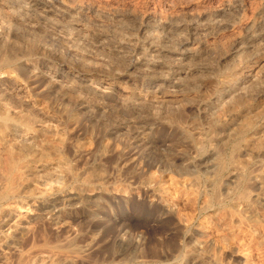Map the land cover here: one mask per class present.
<instances>
[{
    "label": "rangeland",
    "instance_id": "obj_1",
    "mask_svg": "<svg viewBox=\"0 0 264 264\" xmlns=\"http://www.w3.org/2000/svg\"><path fill=\"white\" fill-rule=\"evenodd\" d=\"M0 100V264H264V0H0Z\"/></svg>",
    "mask_w": 264,
    "mask_h": 264
},
{
    "label": "bare ground",
    "instance_id": "obj_2",
    "mask_svg": "<svg viewBox=\"0 0 264 264\" xmlns=\"http://www.w3.org/2000/svg\"><path fill=\"white\" fill-rule=\"evenodd\" d=\"M66 12V11H65ZM82 31V30H81ZM188 61V60H187ZM190 74H189V71L184 75V77L181 79L182 80V85H188V84H190V82H193L194 81V79L192 78V77H190L189 76ZM193 80V81H192ZM179 84H181V83H179ZM4 100V99H3ZM6 100V99H5ZM243 100V99H242ZM243 102V101H242ZM6 103V102H5ZM5 103H3L2 102V100H0V109H4L5 111H6V113L8 112L7 110H6V107H5ZM240 104V103H239ZM241 105H242V103H241ZM238 106H240V105H238ZM10 111V110H9ZM4 112V111H3ZM6 115V114H5ZM9 116H10V113H9ZM8 116V114H7V116H4L3 118H2V120L3 121H0L1 123H0V129H5L6 127H8V125L6 126V124L7 123H9V122H7V121H9L10 120V117ZM12 118V117H11ZM17 119H18V117H17ZM246 119V118H245ZM248 119V118H247ZM250 119V118H249ZM12 120V119H11ZM15 120H16V118H15ZM19 121H20V123H22V125L24 126H26L27 128L28 127H31L33 124H35V122H34V119L32 118V117H30V116H28V115H26V114H21L20 116H19V119H18ZM12 123V122H11ZM19 123V124H20ZM247 124H246V126L245 127H243V129H241V131L243 130V133L246 131H248L249 129H250V127H251V125H250V123L251 122H246ZM10 124V123H9ZM18 124V125H19ZM14 125V124H13ZM21 125V126H22ZM12 126V125H11ZM10 126V127H11ZM35 126V125H34ZM41 127V126H40ZM32 128V127H31ZM43 128V127H42ZM47 129H49L48 131H50V127H48ZM252 129V128H251ZM43 130H44V128H43ZM52 130V129H51ZM1 131H6V129L5 130H1ZM13 131V130H12ZM45 131H47V130H45ZM245 132V133H246ZM3 133V132H2ZM242 133V132H241ZM244 133V134H245ZM9 134V133H8ZM190 135V134H189ZM241 135V134H240ZM243 135V134H242ZM5 136H7L6 134H4L3 133V135H0V169L2 168V169H5V173H1L0 172V186L1 185H3L4 183H5V185L6 184H8L9 185V189L10 188H12L11 186H13L14 184H15V182H16V174H18V176H22L23 177V175H24V172H23V170H22V168H23V166H24V164H26V163H32V165H34L35 166V163L37 164V162L39 163L40 161H42L43 160V158L45 157V159H46V157H48L50 154H48V156L46 155V154H44V153H42L41 155H39V156H37V155H34V156H32L34 159H29V156H31L33 153H34V147H33V145H32V143H29V142H25V141H20V142H18V143H14V144H6L5 142H4V139H5ZM9 136V135H8ZM241 138H242V136H241ZM19 140V139H18ZM35 140V139H34ZM7 142V141H6ZM17 142V141H16ZM47 144V143H46ZM52 144V143H51ZM75 144H76V142H75ZM199 144V143H198ZM35 145V144H34ZM53 145V144H52ZM78 145V144H77ZM243 145V144H242ZM76 146V145H75ZM79 146V145H78ZM85 146V145H84ZM197 146V145H196ZM261 146V145H260ZM44 147V146H43ZM47 147V146H46ZM58 147V146H57ZM203 147V146H202ZM45 148V147H44ZM200 148V147H199ZM236 147L234 146V149H235ZM36 149V148H35ZM47 149V148H46ZM53 149L55 150V146L52 148V150H51V153H54L55 151H53ZM63 149V148H62ZM235 150H239L238 148H236ZM36 151V150H35ZM58 151V150H57ZM60 151V150H59ZM58 151V152H59ZM44 152V151H43ZM2 153H4L5 155H4V157L5 158H3L2 156H1V154ZM41 153V152H40ZM46 153V152H45ZM56 153V152H55ZM35 154V153H34ZM56 154H58V153H56ZM59 155H60V153H59ZM65 155V154H64ZM37 156V157H36ZM50 157V156H49ZM56 157V156H55ZM57 158V157H56ZM220 159H221V157H220ZM28 160H30V161H28ZM58 160V159H57ZM63 161V160H62ZM231 161V160H230ZM26 162V163H25ZM48 162V161H47ZM45 163V162H44ZM218 163V162H217ZM225 163V162H224ZM59 164V163H58ZM219 165H220V168H221V166H222V164L223 163H221V161L218 163ZM235 164V163H234ZM28 165H30V164H28ZM219 165H218V167H219ZM28 167V166H27ZM222 167H224V166H222ZM226 167V166H225ZM224 167V168H225ZM24 168H26V166L24 167ZM62 169V168H61ZM28 170H29V168H28ZM219 170H221V169H219ZM218 170V171H219ZM25 171V170H24ZM30 171V170H29ZM28 172V171H27ZM18 178V177H17ZM20 178V177H19ZM24 178V177H23ZM151 178V177H150ZM21 180V179H20ZM150 182V181H149ZM3 183V184H2ZM7 185V186H8ZM15 186V185H14ZM13 186V187H14ZM2 187V186H1ZM0 187V188H1ZM4 187H6V186H4ZM4 187H2L3 189H4ZM1 188V189H2ZM73 188V187H72ZM2 189V190H3ZM0 190V199H2V198H6L7 196H9L7 193V189L6 190ZM12 190V189H11ZM90 190V189H89ZM161 191V190H160ZM217 195V194H216ZM215 195V196H216ZM246 195V194H245ZM248 196V195H247ZM9 198V197H8ZM219 198V197H218ZM243 198V197H242ZM244 198H246V196H244ZM212 199V198H211ZM217 199V198H216ZM215 199V200H216ZM6 201V200H5ZM248 202V201H247ZM247 207H249V204H248V206ZM14 217V216H13ZM2 218V217H1ZM9 223V222H8ZM116 225V224H115ZM14 227V226H13ZM115 228V227H114ZM4 237V236H3ZM46 242V241H45ZM12 244V243H11ZM53 247V246H52ZM45 249V248H44ZM52 250V249H51ZM61 252V251H60Z\"/></svg>",
    "mask_w": 264,
    "mask_h": 264
},
{
    "label": "water",
    "instance_id": "obj_3",
    "mask_svg": "<svg viewBox=\"0 0 264 264\" xmlns=\"http://www.w3.org/2000/svg\"><path fill=\"white\" fill-rule=\"evenodd\" d=\"M122 215H125V214H124V213H122ZM122 215H121V216H122Z\"/></svg>",
    "mask_w": 264,
    "mask_h": 264
}]
</instances>
